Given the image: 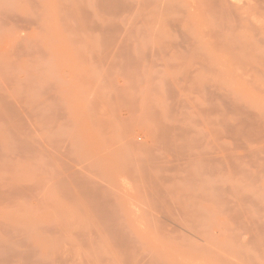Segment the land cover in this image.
Masks as SVG:
<instances>
[{
  "label": "rangeland",
  "instance_id": "rangeland-1",
  "mask_svg": "<svg viewBox=\"0 0 264 264\" xmlns=\"http://www.w3.org/2000/svg\"><path fill=\"white\" fill-rule=\"evenodd\" d=\"M111 1L116 0H105L103 1V5L106 3L105 5H108V8L110 6L111 8L109 9H112L113 3ZM126 1L128 3L125 1L122 2L121 0L122 4H120L124 7L122 9L120 8L125 11L124 13L120 11L116 4L113 5L117 7V12L121 13H119L121 16L119 17V15H117V17L115 15L117 12L114 14V11H112L113 9L109 11L107 10L108 8H105L106 6L104 8L110 12V14L104 9V11L100 13L97 12V10L99 11L103 8H101L102 0H100L101 3L97 0H0V15H2L0 16V20L2 19V23H4L3 25L0 22V38L2 40L0 45V52L2 53L0 67L2 68L5 66L2 68V71H4L5 68V73L7 74H2L4 72L0 71V73L4 75L0 78L4 77V79H6V76L8 77L5 80L6 83L3 82L4 79H1L5 85L8 84L12 78L13 80L11 81H15L12 83L10 82L13 84L12 86L11 84L5 86H9V89L11 88L10 90L5 88L8 93L6 91L3 92V86L2 93L12 98L9 99L10 97L7 98L4 96V99H7L6 101H17L15 103L19 106L14 103V107H19L18 110L20 109L19 111L22 112L21 116L23 115V118L20 117V121H24L21 124L18 119L17 121L14 119L15 117H13V119L10 117L9 119L16 121L20 126L17 127V123L14 125L13 123L15 122H10L11 120H8L9 122L6 121L7 126L4 124L2 125L4 128H7L8 124L10 125L12 123L10 127L14 125L17 129L12 128L17 131L13 133L12 129L9 131V134L5 133L3 136V131L0 129V131H2L0 135V137L2 136V138H0V190H7L6 193H2L1 195L5 194V198H9L8 200L11 202L7 204L6 201L8 200L4 199V196H0V227L3 228L5 225L8 226V224H10L8 229H0V242L4 243L5 239L10 242L8 244V242L5 241L4 247L0 246L2 250L4 248L8 252L7 254L6 251L3 250L4 253L2 252V254L0 249V254L2 256L4 255L2 260L0 259V263L4 264L6 262V264H8L7 262L10 261L9 264H27V262L28 264H33L30 262H36L38 258L37 261L48 259L50 262L48 263L46 261L48 264H85V261L84 263H80V261L83 254L85 257L88 254V257L92 256L90 258L91 260H89V262L91 261L90 264H112L113 262H115L113 264H120L122 260H119L121 261L119 262L118 259H121V257H125V259H123L124 264H140L142 258V263L144 264H173L172 258L169 260L171 257H168L169 255H172L173 258L176 256V260L175 258L173 259L176 264L177 262L178 264H182V261L183 264H264V215L262 214L264 213V96H262L264 94H262L263 92L261 93L263 90L258 89L263 82H261L262 84L259 86L258 84L260 83L257 82L260 80L259 77L264 73V68H260V65L264 66L262 62L264 59L262 58L263 60L261 61V59H259L260 56L255 54V52H262L261 56H264V30L262 29L264 26H261L262 23V25H264V21L262 23L259 22L262 17V19H264V16L259 17L261 14L264 15V5H262L263 8L261 12H259L261 9L259 7H261L260 5L262 4V2L260 4L258 3L259 0H255L257 1L255 3L259 6L253 4L254 1L252 2L250 0L246 1L248 5L242 0H231L239 4L243 3L246 7L244 5L241 6H244L246 9L251 5H249L250 2L254 7L251 5L250 7L252 8H248L247 10L243 7L242 13L244 15L242 14L241 16L245 18V20L242 18L243 21L241 23H239L241 18L240 15H238V18L237 15L233 17L235 13L233 15L232 11V17H230L231 15L229 16L230 23L228 24V21H225V16L218 18H224L225 22L223 20H221V22H214L220 14H217L215 18L218 6L213 7L212 4L214 3L211 2L212 0H208L209 2H207L210 3L213 9L211 6H207L209 4L206 3L205 0H199L207 4L204 6L202 2V5L204 7L207 6L210 12L211 9L212 12H214V16L212 17L209 16L212 12L210 14L208 13V22H205V18L202 20V17L198 15L199 13H195V10L199 12V8H201H198L200 3H197L198 5L195 3V1L198 2V0H191V3H189V0H184L185 3L184 1L180 2L181 0H162L161 2L157 0V2L159 1L158 3L163 5H168V2L171 3V1H173L171 5L175 2L178 3V5L176 4L178 10L175 8L176 5H173L175 11L173 9V13L171 12L172 10L170 11V17L172 14L174 15L176 11L178 13L180 10L179 14L176 13L177 16L175 15L174 18H183L184 15L183 19L178 20V23L176 22L177 24L174 23V27L170 25L172 29H168L167 32H169L167 34L161 29L162 27L164 28L165 25H162V27L159 26L160 28H158V26H153L155 28L153 29L150 25L151 22L149 24V20L153 19L152 16H154H151L149 12L154 14L161 4L156 8V0H154V2L152 0H149L150 2L146 0L145 2H148L150 5L152 2L155 4V6L153 4L155 8L151 10L150 7H152V5L148 6L143 0ZM139 1L142 3V6L147 5L141 7L143 10L138 8L141 5H137ZM51 2L56 6L59 4V7L61 4L63 9L60 8L63 11L59 12L58 9L56 11L55 9L58 8V6L52 8L53 4ZM130 2H134L135 5L133 6V3ZM81 3L84 5L86 4L89 9L87 10L93 13L92 16H94L91 17L94 19V24L98 25V28L93 24L90 25L92 22L90 20L88 24L85 23L83 26V17L82 21L80 19V25L76 24V22L79 21H76L74 16H77L76 8H78V5L80 7ZM97 3L100 9L96 8L98 7L96 6ZM126 3H130L136 8L133 9L130 4L129 6L125 5ZM183 4H185L183 6L184 9H181ZM179 5H181V8ZM49 6L51 8H49ZM72 6L76 7L75 9L73 7V10H76V15H73L71 13L72 11H69L72 9ZM125 6H128L127 9L129 13L126 11ZM83 7L85 8V6ZM130 7H132V9ZM86 8L82 10L87 11ZM253 8L258 9H255L257 13L255 10L253 11ZM190 9H192V11H190ZM94 10L95 13L92 12ZM138 10L142 11V13L144 11V13L142 14ZM248 10H250L249 12L251 14L247 12ZM53 11L58 13L56 14ZM66 11H68V15L66 14L67 16L64 14ZM88 11L86 13L83 12V15L78 13V16H84L88 14ZM111 11L114 14L112 15L116 18L113 19ZM135 11L138 18L137 25L135 24L137 20H133L134 17V19H136V15H133ZM187 11L190 14L188 13L187 15ZM105 12L107 16L111 15L112 17H107ZM181 12H184L188 17H186L184 13L180 14ZM254 12L256 16L259 15L258 12L260 15L257 17L254 15V17ZM101 13L104 15L100 16L99 14ZM246 13L249 14L248 16L251 15L252 17L250 18L247 15L246 17ZM54 14H56V16ZM63 14L65 17H63ZM122 14H125V17H123ZM12 15H15L16 18L12 17ZM141 15L143 16L141 17ZM148 15L150 17H148ZM143 17L144 19L145 17L146 19L147 17L150 18L146 21L148 26H151L154 31L156 27L157 30L161 29V31L157 32L161 33L156 34L157 30L152 32L151 28L148 26L146 28V19H142ZM196 17L198 19H196ZM5 18H7V20H5ZM11 18L16 20V25ZM187 18L191 19L188 20ZM213 18L216 20H213ZM232 18L233 21L234 18H236L235 21L237 22L234 21V23L232 21V23ZM247 18H250V21L252 18L259 19V21L258 19L257 21L261 26L259 27L261 28L259 31L261 30L260 32L262 34L256 30L257 28L254 27V29H252V31H256V33L258 32L260 34L259 37H257L258 33L256 36L255 32L247 34L244 31L248 30L247 32H250V27H253L251 24L252 22L250 23ZM86 19L91 18L87 17ZM3 20L5 22H3ZM132 20L135 23L133 22L131 26V22L129 21ZM139 20L142 25L139 24ZM143 20L144 23L142 22ZM200 20V23L204 26L198 23ZM257 21L255 20L254 22L256 23ZM191 22L195 24L192 26ZM110 23L114 24L111 25ZM215 23H219L217 24L218 26H214L216 25ZM225 23L228 24V26ZM74 24H76L78 28L79 26L86 28L88 25V29L86 28L88 31L83 27V29L80 28L81 30L77 31L78 28L76 29L77 26L75 25V27ZM104 24H107V27H109V31L107 29V31L105 30L108 33L114 32V28L116 30V28L119 27V31L117 30L119 33L115 31V34H112L115 38L117 36L118 38H123V40L129 33L131 34V32L128 33L129 26V31L132 30L134 25L136 26L134 27L135 30H132V34L126 37L129 40H124L126 46L121 40L124 45L123 48L120 43L121 41L118 44L119 46L115 44L120 40H118V38L116 39L117 41H113L115 45L113 43L110 45L111 43L108 41H112L113 37L109 34L110 37L107 38V35H105L106 32L101 31L103 30L101 25ZM115 24L120 25L115 27ZM178 24L181 26V28L179 27L180 29H183V26L186 27L187 24H189V28L193 27V29H195L196 25L197 28L195 29L196 31L194 30V33L192 29L190 30L193 33L190 34L196 36L193 37L192 35L186 34V32H188V27L185 32L181 30L185 33L184 36L183 33L180 34V32H178L179 30L176 32ZM231 24L240 27H238L237 30V28H234ZM110 25L111 27L114 26L112 30ZM244 25L245 27L247 25L248 29H246V27L243 30ZM92 26L93 28L95 26L97 30L95 28V31L93 28H91L92 31L89 30ZM141 26L143 29L140 28ZM199 26L201 29L202 27H204L203 29H208L210 26L209 29L213 31H200L201 29H199ZM206 26L208 27L206 28ZM70 27H75L74 29H76V31H73ZM217 27L224 28V30L226 28V31L220 30L225 38L221 36L220 32L214 31ZM231 28H234V33L230 32L229 29ZM162 32L167 35L162 34ZM200 32L204 37H200ZM169 33L170 37L172 38L174 36L177 41L173 42L174 37L171 39L174 45H176L180 39L182 43L188 42L187 45L189 48L186 49L187 45L182 44L180 41L179 43L182 45L180 46L179 44L177 47L174 46L171 41L167 42L169 44L171 43L173 47L167 44L166 41L165 43L164 39H169ZM206 33H209L210 36H207ZM154 34L157 35L158 38L160 37V39L164 38L162 40L164 42H162L163 45L160 44V39L157 40L159 43L155 42L157 36H154ZM179 34L180 36L182 35V38ZM212 34L213 36H211ZM151 35L155 37L152 41ZM185 35H188L186 38H189V36L190 38L186 39ZM252 35L257 39L254 40ZM163 36L167 37L165 38ZM205 36L208 37L209 40H207ZM240 36L243 38H246V36L251 38L248 39L253 43L252 45L248 43L247 46H250V49L251 46L254 47L255 50L251 53L254 57H258H255V64V60L250 54V51H253L254 48L250 50L248 47L246 48V46H243V43H241L243 45L239 44L240 46H238V44L236 45L238 46L237 48H239L238 50L241 49V46L244 48H242L243 51H245V49L250 50H246L245 53H248L247 58H245L248 62L238 58L249 64L247 67L249 66V70H251V75L249 74L252 76L251 78L244 75L248 70H246L247 67H245L246 69L243 68L245 64L242 70L240 66L242 64H240V60L237 58V56H240L238 50V53H235L237 54L235 59H238L239 62L233 58L235 54H232L231 50L232 48H236L233 44H236L237 41L231 43V50H229L230 47L227 46L230 41L227 42L226 49L221 47L228 40L227 37H229V39L235 38L233 40L238 39L242 42L243 39L240 38ZM261 36L263 39H261ZM192 37L193 39L197 38L196 41H193L191 39ZM211 37L213 38L211 39ZM147 38H149V40ZM146 40L149 43H147ZM191 40L195 45L198 40L204 41H201V43H198V46L195 47ZM216 40H219L220 43L213 42ZM222 40L225 43L222 42ZM239 41L237 43H239ZM256 41L259 42L257 43ZM260 41L261 43L263 41V45ZM204 42H210V44L212 42L211 45L215 44L213 47H216L218 50L214 48L215 51L209 43H206L209 45H206L207 50L205 52L204 49L206 48L205 46L203 47L205 44ZM221 43L223 44L221 45ZM216 44H220L221 46ZM152 46L156 48L152 50ZM168 46L171 47L168 48ZM193 48L198 51H195ZM210 48H212L210 52L214 51V53H207ZM148 49L149 51H147ZM191 49V52L194 54L190 52ZM162 50L165 51V56ZM241 53L244 54V52ZM207 54L208 56L210 55V58H208ZM145 56H149V58L146 59ZM230 56H232L231 59L233 58V61H236V63L229 60ZM242 56L243 55H241V57ZM244 57L242 58L244 59ZM226 59L233 62L234 67L230 65L232 69H241L238 71L240 72L239 74H237L238 72L235 70L232 71L231 68H228L230 62L227 60L228 64H226ZM257 59L262 63L257 64ZM250 60L253 63H249ZM250 64L251 66L256 65V67L253 66V69ZM255 68H257L259 72L262 71L259 77L252 71H257ZM242 71V76L246 78L241 77L240 74H242ZM229 72L234 73L230 75ZM248 73L249 72H247L246 75H248ZM9 75H11V77H9ZM12 75L14 76L12 77ZM232 75H234V77H232ZM14 77L16 78L14 79ZM261 79H264L263 76ZM3 83L2 85H4ZM252 85L258 89L259 92L253 88ZM167 86L171 89L169 87L167 89ZM263 86H261L262 89H264ZM209 91L212 92L210 93ZM212 97L215 100L214 103L212 102ZM230 99H233V101H230ZM223 100L225 102H223ZM13 102L11 103L13 104ZM227 105L229 108H227ZM227 109L234 110L235 113L231 110L227 112ZM247 112L250 114H247ZM238 115H241L242 118L241 116L239 117L241 119L236 117ZM249 121L251 124L255 122L254 125H251ZM258 121L261 124L258 123ZM246 122L247 124H245ZM259 129H263V132ZM233 132L234 134H232ZM258 136L260 137L259 139ZM24 138H26V140ZM161 138L163 140L168 139V144H163ZM15 139L19 141L22 139L21 142H24V144L22 145L21 142L15 141ZM255 141L257 143H255ZM13 143H17V145L20 144L22 147L20 145H14ZM194 143L197 145H194ZM15 146L17 147L15 148ZM29 146L32 150L27 149ZM202 152L205 153V155ZM231 154L232 156H229ZM224 155L228 157H224ZM210 161H212V163H210ZM235 161L236 163L234 164L233 162ZM243 161H245V164ZM228 162L232 164L229 163L231 167L227 164ZM163 166L165 168H162ZM231 168L234 171H231ZM260 170L263 173L260 172ZM249 176L250 178H248ZM29 179L32 180L29 181ZM242 180L243 182L241 183ZM32 181H36V185L31 184ZM11 182L15 185L17 184V187L19 185L20 187L22 186V188L23 184L27 185V182H29L31 186L33 185L36 189L30 188L32 191H26V186H24L25 188L23 190L26 191L25 193L27 195L29 194L27 192L34 191L35 195L30 193L27 198L23 197L26 196L25 193L23 194V190H21L23 192H19V190L17 193H9L10 191L8 192L9 187L7 185ZM30 184H28L29 187ZM37 185L39 186L38 189ZM44 187L47 191L42 194V192L46 190ZM43 196L47 197L45 198L48 202L45 201ZM260 196L262 197L261 199ZM35 197H38L37 199L39 200H34L36 199ZM34 201L39 203L35 204ZM45 203H47V206L43 205ZM37 205H40V207L38 208ZM252 206L255 207L253 208ZM45 207H47V209ZM232 207H235V210ZM241 208H244L243 211ZM257 213H259V215ZM246 215H248V218ZM251 216L252 218H250ZM141 224H145V226L143 227ZM147 224L149 225L147 226ZM151 224H158L157 226L163 229L162 235H159L161 231L159 229L158 235L155 236L157 234L154 231L156 228H153V230ZM146 226L148 228H146ZM149 226L152 232L154 231V236H152L153 234ZM144 228L148 230L143 232ZM188 228H191V230L189 231ZM53 229L56 230V233H53ZM96 229H100V231ZM119 229L121 231H119ZM59 230L64 233L61 232L60 234ZM108 231L111 233L113 232V235L111 233H106ZM104 232L106 234H104ZM67 233L70 234H68L69 237L66 236ZM77 233L79 235H73ZM118 233L122 236L118 235ZM148 233H151V237L148 236ZM146 235L148 237H146ZM207 235H209V237ZM79 236L81 238L80 240H78ZM82 237H84L83 241ZM152 237L156 239H151ZM20 239L23 240L22 244ZM143 239H146V241ZM151 240H153L154 243L153 241L148 243V241ZM17 241L20 242L18 243L22 247ZM203 241H208L207 247L205 246L206 242L204 243ZM12 242L14 244H12ZM25 242H27V245ZM75 242L76 245L72 246ZM23 244H25L24 246L26 247H23ZM8 245L11 247L13 246L12 248H15V250ZM163 246L166 248H163ZM194 247L197 248V250ZM162 248L165 251H162ZM169 248L170 250L172 249V253L169 252ZM7 249L10 251L14 250V254ZM188 249H192L193 255L188 253L190 252ZM108 250L111 251L109 252ZM20 251H22V254L17 253ZM27 251L32 252L29 254ZM72 251L75 252V255L72 254ZM183 251L186 253L184 254ZM113 252H115V254ZM162 252L167 256L165 257L163 254H160ZM25 253L29 254L28 257H26V259L28 258L27 261L22 258V255L27 256ZM109 253L112 255L114 254V257L108 255ZM153 253L158 255L153 256ZM6 254L8 255L7 259H9L3 261L7 256ZM16 254L19 256L17 257ZM44 254L46 255V259L44 258ZM33 255L36 256V259H34L35 257ZM187 255L188 258L191 255V260L186 258ZM29 256H33V259L32 257L29 258ZM160 256L166 259L164 258L163 260ZM72 257H77L75 258V262ZM21 258L24 261H22ZM53 258L57 260H53ZM137 261H139V263ZM123 262L121 264H123ZM42 263H44V261Z\"/></svg>",
  "mask_w": 264,
  "mask_h": 264
},
{
  "label": "bare ground",
  "instance_id": "bare-ground-1",
  "mask_svg": "<svg viewBox=\"0 0 264 264\" xmlns=\"http://www.w3.org/2000/svg\"><path fill=\"white\" fill-rule=\"evenodd\" d=\"M50 1H51V0H50ZM54 1H55V0H54ZM56 1H58V0H56ZM82 1H85V0H82ZM95 1H96V0H95ZM97 1L100 2V0H97ZM103 1H105V0H102V3L100 2V3H101V8L103 7L102 9H100V7H99V5H100L99 2H98L99 5H98V3L96 4V6H98V7H96V8H97V9H98V8L100 9L99 11L97 10L98 13H100L101 11H104V10H105V11H107V10L110 11V10L113 9L112 11H114V14H115V13L117 12V10H118V9H116L117 7H119V9H120V8H121V9L124 8V7H122V5H120V4H122V3H121V0H120V1L118 0L119 2H118L117 0H116V1H111V2L113 3V5L116 4V6H117V7H116V6L114 7V6L112 5V9H109V8H111V7L109 6V8H108V5H105L106 3L103 5V3H104ZM106 1H107V0H106ZM109 1H110V0H109ZM124 1L127 2L126 0H122V2H124ZM140 1H141V0H140ZM140 1H139V3H138L137 5L139 6V4H141L140 7H138V8H140V10H141V9L143 10V8H141V7H144V6H147V5L142 6V3H140ZM145 1H146V0H143V2H144L145 4H148V2H150L149 0H147L148 2H145ZM152 1L154 2V0H152ZM152 1H151V2H152ZM161 1H162V0H160V2H161ZM163 1H164V0H163ZM175 1H176V0H175ZM175 1H174V2H175ZM182 1H184V0H181L180 2H182ZM189 1H190L189 3H191V0H189ZM193 1H195V0H193ZM200 1H201V0H200ZM200 1H199V0H198V2L195 1L196 4H197V3H198V4L200 3V5L197 4V5H198V8L201 7V8H199V12H196L197 10H195V13H197V14L199 13L198 15H200V16L202 17V18H201L202 20L205 18V20H206L205 22H208V20H209V16H211V17L214 16V12H212V9H213V7H215V6H218V11H216L217 13H215V14H216V15H215V18H216V16H217V14H220V16L218 15V17L216 18L217 20H216L215 18H213V20H214V19L216 20V21H214V22H221V20L224 21V18H223V19H222V18L218 19V18H219V17H223V16H225V18L227 19V20L225 19V21H228V24H229V23H230V22H229V20H230L229 18L232 17V15H231V14H232V13H231L232 11H233V15H234V13H235V15H234L233 17H235V16L237 15V18H238V15H240V17H241L240 20H241V21L239 20V23H241L243 20H245V18H243L241 15L243 14V13H242L243 7H244V6L246 7V5H244L243 3H241V1H240L241 4H239V3L233 2V1H231V0H227V1H226V0H214V1L212 0L211 2L214 3V4H212L213 7L210 5V3H208V2H209L208 0H205V1H206V3H208L209 5H207L205 2L202 1V2L204 3V4H203V3L200 2ZM207 1H208V2H207ZM238 1H239V0H238ZM242 1H244V3H245V2L248 1V0H242ZM250 1H252V2L254 1L253 4H257V3H255V2H257L258 0H257V1H255V0H250ZM250 1H249V2H250ZM79 2H80V1H79ZM134 2H136V1H134ZM134 2H130V3H133V6H134V5H135ZM153 2H152V4H151L152 7H150L151 10H153V9L155 8V7H153V4H154ZM156 2H157V0H156ZM158 2H159V1H158ZM158 2H157V3H158ZM167 2H168V1H167ZM172 2H173V1H171V3L168 2V3H169L168 5H166V4L163 5V4H161V3H158V4L156 3V5H157L156 8H158L159 4H161V5L159 6V8L157 9L158 12L155 11L156 9L154 10L155 12H157V13H159V14L155 13L154 11H152V12H154V14L151 13V12H149V14H151V16L154 15V16H152L153 19L148 18V17H150L149 15H148L147 19H146V17H145L146 20L144 19V17H143L142 19L145 20V23H146V21H147L148 19H150V20H149V24H150V22H151L150 25H151L152 27H153V26H158V28H160V27H162V25H165V27H164V28L162 27L161 29H162L163 32H166V33L168 34L169 31L167 32V30H168V29H172L171 26L173 25V27H174V23L177 24V23L179 22L178 20L184 18V15H183V18H182V17L180 18L179 16H178L179 19H178V18H174L175 15L177 16V14H179V12L181 11L180 9H179L180 11H179L178 13H177V11H176V12L174 13V15L172 14L171 17H173V18L170 17L169 14H171V12L173 13V12L175 11V10L173 9V8H174L173 5H176V4L178 5V3H176V2L173 3V5H171ZM261 2H262V4L260 5L261 7H259V8H261V9L259 10V12H261V10H262V8H263L262 5H264V0H263V1H260V0H259L258 3L260 4ZM51 3H52V2H51ZM82 3H83V2H82ZM82 3H81V5H80V7H79V5L77 6L78 8H76L75 6H72V7H71L72 9L70 8L71 10H69V11H72L71 13H72L73 15H76V14H77V16H78V13H80V14L83 15V12L86 13L89 9H88V6H87L86 4L84 5V4H82ZM107 3H109V2H107ZM127 3H128V2H127ZM127 3H126L125 5H128V6H129L130 3H129V4H127ZM165 3H166V2H165ZM184 3H185V1H184ZM247 3H248V2H246L245 4H247ZM49 4H50V3H49ZM52 4H53V5H52V8H53L54 6H55L54 8H56V7L59 5V4H58V5L56 6L54 3H52ZM62 4H63V3H62ZM93 4H94V3H93ZM123 4H124V3H123ZM196 4H195V5H196ZM202 4H203L204 6H205V4H206L208 7L211 6V8H212V9H211V12H212V13L208 10L207 6L204 7ZM250 4L253 5L251 2L249 3V5H250ZM63 5H64V4H63ZM91 5H92V4H91ZM102 5H103V6H102ZM130 5L132 6V4H130ZM149 5H150V4H148V6H149ZM151 5H150V6H151ZM177 5L175 6V8L177 7ZM184 5H185V4L182 5V8H181V5H179V6H180L181 9H184V8H183ZM241 5H244V6L242 7ZM247 5H248V4H247ZM251 5H250V6H251ZM257 5H258V4H257ZM50 6H51V5H50ZM50 6H49V8H51ZM61 6H62V5L60 4V7H61ZM81 6H82V7H81ZM83 6H85V8L87 7L86 10H87V9H88V10H87V11H84L85 8H84ZM105 6H106V7H105ZM123 6H124V5H123ZM128 6H127V7L125 6V7H126V11L129 13V10L127 9ZM133 6H132V7H133ZM154 6H155V4H154ZM170 6H172V7H170ZM190 6H191V5H190ZM193 6H194V5H193ZM250 6H249V7L247 6V7H248L249 9H251L252 7H250ZM258 6H259V5H258ZM60 7L58 6V8H56L55 10L57 11V9H58L59 12H60V11H63V10H62L63 7H61L62 9H61ZM73 7H74V9H75V8L77 9V13H76V10H73ZM104 7H105V8H108V9L106 10ZM113 7L115 8L116 11L114 10ZM132 7H130V8L132 9ZM187 7H188V6H187ZM196 7H197V6H196ZM245 7H244V8H245ZM253 7H254V5H253ZM59 8H60V10H59ZM134 8H136V7H133V9H134ZM138 8H137V9H138ZM150 8H149V9H150ZM191 8H192V6H191ZM248 8H247V9H248ZM257 8H258V7H257ZM259 8H258V9H259ZM82 9H84V10H82ZM94 9H95V8H94ZM103 9H104V10H103ZM121 9H120V11H123V13H124L125 11H124V10H121ZM131 9H130V10H131ZM145 9H147V8H145ZM145 9H144V10H145ZM172 9H173L174 11H173ZM245 9H246V8H245ZM247 9H246V10H247ZM255 9H256V8H253V11H254ZM258 9H256V10H258ZM49 10H50V9H49ZM78 10H79V12H78ZM171 10H172V11H171ZM176 10H178V9L176 8ZM256 10H255V11H256ZM56 11H55V12L53 11V12L57 14L58 12H56ZM80 11H81V12H80ZM112 11H111V15L113 14ZM138 11H139V10H138ZM138 11H137V12H138ZM145 11H147V10H145ZM170 11H171V12H170ZM190 11H192V9H190ZM193 11H194V10H193ZM249 11H250V10H248L247 12L250 13ZM263 11H264V10H263ZM92 12L95 13V10L92 11ZM107 12H108V11H107ZM130 12H131V11H130ZM139 12L142 13V11H139ZM185 12H186V11H185ZM251 12H252V11H251ZM259 12H258V14L260 15ZM3 13H4V12H3ZM3 13H1V14H3ZM61 13H62V12H61ZM69 13H70V12H69ZM71 13H70V14H71ZM75 13H76V14H75ZM85 13H84V14H85ZM89 13H90V15H89ZM103 13H104V12H103ZM108 13L110 14V12H108ZM108 13H107V14H108ZM119 13H120V12H119ZM119 13L117 12V14H115V15L117 16V15H119ZM141 13H140V14H141ZM143 13H144V11H143ZM143 13H142V14H143ZM147 13H148V12H147ZM176 13H177V14H176ZM183 13H184V12H183ZM183 13L181 12L180 14H183ZM188 13H189V12L187 11V15H188ZM208 13H209V14L211 13V15H209ZM254 13H255V12H254ZM254 13H253V16H254V15L256 16L257 11H256L255 14H254ZM4 14H6V13H4ZM56 14H54V15L56 16ZM64 14H65V15H66V14L68 15V11H66ZM64 14H63V17H65ZM92 14H93V13H91V11H88V14H85L88 18H91V19H86L87 17H86L85 15H84V16H85L86 18H85L84 16H82V15H81V17L78 16V18H77V16H74L75 20H76V21H79V22H76V24H77V25H80V24H79V23H81V22H80V19H81V21H82V17H83V18L85 19V21H84V19H83V21H82V23L84 22V23L82 24L83 26H84L85 23L88 24V22H90V21H92V22L90 23V25H91V24L95 25L94 22H93L94 19L92 18L94 15L92 16ZM101 14H102V13H101ZM101 14H99V15H100V16H103V15H104V14H102V15H101ZM114 14H113V15H114ZM120 14H121V13H120ZM137 14H138V13H137ZM155 14H156V16H155ZM184 14H185V13H184ZM189 14H190V13H189ZM212 14H213V15H212ZM250 14H251V13H250ZM15 15H16V14H15ZM15 15H12V17H15V18H16ZM67 15H66V16H67ZM88 15H89V16H88ZM95 15H97V14H95ZM105 15H106V12H105ZM111 15H108V16L106 15V16H107V17H110ZM113 15H112V16H113ZM122 15H123V14H122ZM124 15H125V14H124ZM124 15H123V17H125ZM133 15H136V11H135V14L133 13ZM185 15H186V14H185ZM187 15H186V17H188ZM207 15H209V16H207ZM230 15H231V16H230ZM243 15H244V14H243ZM246 15L248 16L249 14L246 13L245 16H246ZM259 15H257V16H259ZM0 16H2V15H0ZM7 16H8V15H7ZM18 16H19V15H18ZM69 16H70V15H69ZM91 16H92V17H91ZM112 16H111V17H112ZM120 16H121V15H119V17H120ZM138 16H139V15H138ZM142 16H143V15H141V17H142ZM144 16H145V15H144ZM146 16H147V14H146ZM180 16H181V15H180ZM191 16H192V15H191ZM227 16H228V18H227ZM229 16H230V17H229ZM247 16H246V17H247ZM255 16H254V17H255ZM257 16H256V17H257ZM262 16H264V15L261 14V16H259V17H262ZM5 17H6V15H5ZM98 17H99V16H98ZM98 17H97V18H98ZM111 17H110V18H111ZM117 17H118V16H117ZM133 17H134V16H133ZM139 17H140V16H139ZM152 17H151V18H152ZM197 17H198V16H197ZM197 17H196V19H198ZM207 17H208V18H207ZM211 17H210V18H211ZM248 17L251 18L252 16L250 15V16H248ZM254 17H253V18H254ZM99 18H100V17H99ZM99 18H98V20H99ZM114 18H116V17L113 16V19H114ZM131 18H132V17H131ZM134 18H135V17H134ZM134 18H133V20H137V19H138V18H137V15H136V19H134ZM242 18H243V20H242ZM250 18H247V19H249V22H250V23L252 22L251 24H252L253 27H252V28L250 27L251 31H250V32H247L248 30H244V29L247 27V25H246V27H245V25H244L243 30H244L247 34H248V33L251 34L252 32H255V34H256V36H257V33H258V32L256 33V31H252V29H254V27H255V28H257L256 30L259 31V29H261V28H259V27L264 26V25H262V24H263L262 22L264 21V19H262V18H263V17H262V18H261L262 21H261V20L259 21V19L257 18L258 21L262 23V24L260 23V24H261V26H260L256 18H255V19L252 18L251 21H250ZM11 19H12V20L14 21V23H15L16 20H14L13 18H11ZM11 19H10V20H11ZM142 19H141V20H142ZM176 19H177V20H176ZM187 19L189 20V19H191V18H187ZM235 19H236V18H234V21H235ZM247 19H246V21H247ZM5 20H7V18H5ZM17 20H18V19H17ZM86 20H88V21H86ZM89 20H90V21H89ZM102 20H103V19H102ZM123 20H124V19H123ZM133 20H132V21H129V22L132 23V24L130 23L131 26L133 25V22H134ZM144 20L142 21L143 23H144ZM185 20H186V18H185ZM255 20L257 21L256 23H257L258 25L254 22ZM106 21H107V20H106ZM124 21H125V20H124ZM124 21H123V22H124ZM181 21H183V20H181ZM194 21H196V20H194ZM225 21H224V22H225ZM232 21H233V18L231 19V22H232ZM234 21H233V22H234ZM0 22H1V24L4 25V23H2V19L0 20ZM3 22H5V21L3 20ZM17 22H18V21H17ZM114 22H115V21H114ZM121 22H122V21H121ZM139 22H140V20H139ZM176 22H177V23H176ZM200 22H201V20L198 21V23H200ZM233 22H232V23H233ZM235 22H237V21H235ZM235 22H234V23H235ZM116 23H117V22H116ZM134 23H135V22H134ZM137 23H138V20H137V22H136L135 24L137 25ZM186 23H187V20H186ZM186 23H184V24H186ZM191 23H192V24H191L192 26H193V24H195V23H193V22H191ZM196 23H197V22H196ZM222 23H223V22H222ZM222 23H221V25L223 26ZM253 23H254V24H253ZM5 24H6V23H5ZM16 24H17V23H15V25H16ZM76 24H74V26H75ZM87 24H86V25H87ZM110 24L113 25L114 23H113V24L110 23ZM139 24L142 25L141 22H140ZM168 24H169V25H168ZM189 24H190V23H189ZM189 24H187L186 27L183 26V27H182L183 29H180V28H181V26H180V25H181V22H180V25H179V24H178L179 26L177 25L178 28L180 27L179 29L175 26V27L177 28L176 32L179 30L178 32H180V34H182L183 32H182L181 30H184V32L187 31L186 28L189 26ZM200 24H201V23H200ZM215 24H216V23H215ZM217 24H219V23H217ZM217 24L214 25V26H218ZM225 24H226V23H225ZM228 24H226V25L228 26ZM255 24H256V25H255ZM6 25H7V24H6ZM77 25H76V26H77ZM111 25H110V28H111V30H112V29L114 28V26L117 27V26H119L120 24H119V25H116V24H115V25L112 26V27H111ZM136 25H134V27H135ZM167 25H168L169 27H168ZM170 25H171V26H170ZM197 25H199V24H197ZM201 25H203V24H201ZM201 25H200V26H201ZM210 25H211V24H210ZM231 25H232V24H231ZM237 25H240V24H237ZM76 26H75V27H76ZM83 26H82V27H83ZM95 26L98 28V25H97V24H96ZM95 26H94V28H95ZM99 26H100V24H99ZM101 26H102V28H103V30H101L102 32H103V31L106 32V31L109 29V27H107V24H104V25H101ZM147 26H148V24L146 23V28H147ZM151 26H148V27L151 28ZM159 26H160V27H159ZM192 26H191V27H192ZM200 26H199V27H200ZM203 26H204V25H203ZM232 26H233L234 28H237V30H238V27H240V26H238V27H237V26H234V24H233ZM232 26H230V27H232ZM242 26H243V24H242ZM75 27H74V28H75ZM82 27L79 26V28H78V26H77V27H76V29L78 28L77 31H80V30H81L80 28H82ZM126 27H127V26H126ZM134 27L132 28V30H135ZM184 27H185V28H184ZM189 27H190V26H189ZM189 27H188V32H186V34H188V35H192V34L194 33V30H195L197 27H196V25H195V29H193V27H192V28H189ZM207 27H208V26H206V28H207ZM209 27H210V26H209ZM209 27H208V29H209ZM70 28H71V27H70ZM74 28H71V29H73V31H76V29H74ZM83 28H85V27H83ZM83 28H82V29H83ZM86 28L88 29V25H87ZM86 28H85V30H87ZM91 28H93V26L89 28V30L92 31ZM94 28H93V29H94ZM97 28H95V29L97 30ZM100 28H101V27H100ZM117 28H118V29H117ZM117 28H116V30H115V28H114V32L117 31V30L119 31V27H117ZM129 28H130V26H129ZM129 28H128V33L131 32V34H132V30L129 31ZM140 28L143 29L142 26H141ZM203 28H204V27H202V29H203ZM234 28H233V29H232V28L229 29L231 33H234V32H235ZM241 28H242V27H241ZM6 29H7V28H6ZM58 29H59V28H58ZM60 29H61V28H60ZM95 29H94V31H95ZM106 29H107V30H106ZM153 29H155V28L153 27ZM161 29H160V30H157V27H156V30H157V31L155 30V31H156V34H160L161 32H160V33H157V32H158V31H161ZM163 29H164V30L166 29V30L164 31ZM191 29L193 30V33L190 31ZM199 29H201V27H200ZM199 29H198V30H199ZM202 29H201L200 31H209V32L213 31L212 29H211V30H210V29H209V30H208V29H203V30H202ZM221 29L224 30V28H218V27H217V29H215L214 31H218V32H220L221 36H223V35H222L223 33H221V31H220ZM246 29H248V27H247ZM262 29L264 30L263 27H262ZM105 30H106V31H105ZM120 30H121V28H120ZM122 30H123V29H122ZM126 30H127V29H126ZM138 30H139V29H138ZM147 30H149V29H147ZM147 30H146V31H147ZM151 30H152V28H151ZM233 30H234V32H233ZM57 31H58V30H57ZM60 31H63V30H60ZM64 31H65V29H64ZM70 31H71V30H70ZM87 31H88V30H87ZM108 31H109V30H108ZM118 31H117V32H118ZM140 31H144V30H140ZM155 31L152 30V32H155ZM172 31H174V30H172ZM189 31H190V32H189ZM195 31H196V30H195ZM224 31H226V28H225ZM260 31H261V30H260ZM260 31H259V33H261ZM114 32L112 31V32H109V33H108V32L105 33V35H107V36H106L107 38L110 37V35H111V37H113V38L115 39V40H114V39L112 38V41H111L110 39H108V40H110V41H108L109 43H111L110 45H112V43L114 44L113 41H117L116 39L118 38L117 36H116V38L114 37V35L112 34V33H114ZM122 32H123V31H122ZM150 32H151V31H150ZM152 32H151V33H152ZM163 32H162V34L167 35L166 33H163ZM241 32H242V29H241ZM263 32H264V31H263ZM118 33H119V32H118ZM128 33H127V34H128ZM190 33H192V34H190ZM259 33H258V36H257V37H259V35H260ZM101 34H102V33H101ZM103 34H104V33H103ZM109 34H110V35H109ZM114 34H115V33H114ZM125 34H126V33H125ZM125 34H123V35H125ZM129 34H130V33H129ZM129 34H128L127 36H130V35H131V34H130V35H129ZM180 34H179V36H180ZM184 34H185V33H183V36H184ZM206 34H207V33H206ZM206 34H204V35H206ZM226 34H227V33H226ZM240 34H241V33H240ZM244 34H245V33H244ZM255 34H254V36H255ZM261 34H262V33H261ZM263 34H264V33H263ZM149 35H150V34H149ZM152 35H153V33H152ZM152 35H151V41L153 40V38H155L154 36H157V35L154 34V36L152 37ZM171 35H172V33H171ZM188 35H185V38H186ZM194 35H195V34H194ZM198 35H199V34H198ZM224 35H225V33H224ZM127 36H126V37H127ZM159 36H160V35H159ZM161 36H162V35H161ZM168 36H169V39L167 38L168 40H167V39L165 40L164 38L160 39V37L158 38V36H157V38L155 39V40H156L155 42H156V43H159V41H157V40H159V39L161 40V41H160V44H162V45H163V43H164L165 41H166V42H167V41L170 42L171 39H173L174 36L171 38V37H170V33H169ZM181 36H182V35H181ZM181 36H180V37H181ZM192 36H193V35H192ZM195 36H196V35H195ZM195 36H193V37H195ZM207 36H210L209 33L207 34ZM211 36H213V34H212ZM231 36H232V35H231ZM252 36H253V35H252ZM254 36H253V37H254ZM126 37H124V38H125L124 40L128 39V38H126ZM146 37H147V36H146ZM163 37H165V36H163ZM166 37H167V36H166ZM166 37H165V38H166ZM193 37H192L191 39H192L193 41H196L197 38H196V39H193ZM200 37H201V38L204 37L203 35H201V32H200ZM205 37H206V36H205ZM216 37H217V36H216ZM232 37H233V36H232ZM62 38H63V36H62ZM181 38H182V37H181ZM183 38H184V37H183ZM189 38H190V36H189ZM189 38H186V39H189ZM206 38H207V40H209L208 37H206ZM212 38H213V37H211V39H212ZM214 38H215V37H214ZM223 38H225V36H223ZM227 38H228L227 41H226L225 39H223V40L226 41V43L222 40V42L225 43V44L221 43V45L223 44V46H221L220 44H216V45H220L221 47H224V49H226V45L228 44L227 42L230 41L229 44L227 45V46L230 47L231 43H234V42H236V41H237V42L239 41L238 39H237V40H233V39H235V38H232V39H231V38L229 39V37H227ZM240 38H242L243 41H242V42L239 41V43L236 42V44L234 43L233 46H236L237 44H238V46L244 44L243 46H246V48L248 47V49H250V46H247V45H248V43H250V44L252 45L253 42L250 41L251 38L248 37V36H246V38H245V37L243 38V37L240 36ZM248 38H250V39H248ZM263 38H264V35H263ZM263 38H262V36H261V39H263ZM119 39H120V40H119ZM145 39H146V38H145ZM147 39L149 40V38H147ZM163 39H164V42L162 41ZM253 39L256 40L257 38L255 39V37H254ZM259 39H260V38H259ZM261 39H260V40H261ZM104 40H105V39H104ZM118 40H119L118 43H117V42L115 43V44H117V45L119 44V42H120L121 40L123 41V44L126 43V42L123 40V38H121V37L118 38ZM128 40H129V39H128ZM173 40H174V41H173ZM173 40H172L173 42L176 41L175 37H174ZM192 40H191V41H192ZM231 40H232L233 42H232ZM122 41L120 42L121 44H122ZM133 41H134V40H133ZM151 41H150V42H151ZM172 41H171V43L173 44ZM179 41H180V39H179ZM179 41H178V43H177L176 45H174V44H173V45L176 46V47H177V45L179 46V44H180ZM185 41H186V40H185ZM187 41H188V40H187ZM193 41H192V44H194ZM198 41H199V42H198ZM198 41H197V43L195 42V43H196V45L194 44L195 47L198 46V43H201V41H204V40H201V41L198 40ZM210 41H212V40H210ZM248 41H249V42H248ZM102 42H104V41H102ZM106 42H107V41H106ZM106 42H105V44H106ZM108 42H107V43H108ZM146 42H147V40H146ZM153 42H154V41H153ZM162 42H163V43H162ZM166 42H165V43H166ZM176 42H177V41H176ZM180 42H181V41H180ZM213 42H214V43H215V42L218 43L219 40H216V41H213ZM220 42H221V39H220ZM220 42H219V43H220ZM256 42H257V41H256ZM258 42H259V41H258ZM258 42H257V43H258ZM1 43H2V40H1V38H0V45H1ZM129 43H130V42H129ZM147 43H149V42H147ZM171 43L169 44V43L167 42V44H169V45H171ZM181 43H182V42H181ZM187 43H188V42H187ZM187 43H182V44H186V45H187ZM189 43H190V41H189ZM204 43H205V42H204ZM206 43H209V44H210V42H206ZM206 43L203 45V47L205 46V48H206V45H209V44H206ZM241 43H243V44H241ZM260 43H261V41H260ZM262 43H263V41H262ZM262 43H261V44H262ZM105 44H104V45H105ZM115 44H114V45H115ZM123 44H122L121 46H123V48H124V45H125V44H124V45H123ZM131 44H132V43H131ZM145 44H146V43H145ZM153 44H154V43H153ZM160 44H159V45H160ZM182 44H180V46H181ZM192 44H189V45H192ZM211 44H212V42H211ZM211 44H210V46H211L213 49H214V48L216 49V47H213L215 44H213V45H211ZM239 44H240V45H239ZM245 44H246V45H245ZM263 44H264V43H263ZM263 44H262V45H263ZM129 45H130V44H129ZM129 45H128V46H129ZM154 45H155V44H154ZM159 45H158V46H159ZM165 45H166V44H165ZM199 45H200V44H199ZM224 45H225V46H224ZM106 46H107V45H106ZM118 46H119V45H118ZM118 46H117V47H118ZM125 46H126V45H125ZM171 46H172V45H171ZM171 46H168V48L171 47ZM201 46H202V44H201ZM238 46H236V48H237ZM259 46H260V44H259ZM19 47H20V46H19ZM19 47H18V48H19ZM129 47H130V46H129ZM172 47H173V46H172ZM176 47H175V48H176ZM183 47H184V46H183ZM191 47H192V46H191ZM193 47H194V46H193ZM195 47H194V48H195ZM203 47H202V48H203ZM261 47H262V46H261ZM115 48H116V46H115ZM127 48H128V47H127ZM152 48H153L152 50H154V48H156V47L152 46ZM166 48H167V46H166ZM188 48H189V46L187 45V48H186V49H188ZM194 48H193V49H194ZM198 48H199V47H198ZM198 48H197V49H198ZM202 48H201V49H202ZM212 48H210V49L207 51V53L210 52V50H211ZM236 48H232V50H231V47H230V49H229V48H227V49L231 50L232 54H233V53H234V54H235V53H238V51H239L240 56H237V54H235V55H233V56H234V57H233L234 59L236 58L235 56H237V58L239 57V58H241L242 60H244V61L246 60V61L248 62V60L245 59V58H247V54H248V53H247V54H245V53H246V50H248V49H245V51H243V50H242V48H243L242 46L240 47V48H241L240 50H238L239 48H237V49H236ZM253 48H254V47L251 46V49H253ZM116 49H117V48H116ZM173 49H174V48H173ZM181 49H184V48H181ZM195 49H196V48H195ZM195 49H194V50H195ZM199 49H200V48H199ZM215 49H214V50H215ZM243 49H244V48H243ZM251 49H250V50H251ZM159 50H160V49H159ZM159 50H157V51H159ZM165 50H166V49H165ZM174 50H175V49H174ZM176 50H177V49H176ZM194 50H193V51H194ZM204 50H205V52H206L207 48L204 49ZM216 50H218V49H216ZM216 50H215V51H216ZM234 50H235V51H234ZM237 50H238V51H237ZM250 50H248V51H250ZM254 50H255V48L253 49V51H250V54H251V55H252V53L254 52ZM0 51H1V47H0ZM147 51H149V49H148ZM162 51H163V50H162ZM188 51H189V50H188ZM191 51H192V49L190 50V52H191ZM195 51H198V50H195ZM200 51H201V50H200ZM212 51H213V50H212ZM233 51H234V52H233ZM248 51H247V52H248ZM160 52H161V50H160ZM164 52H165V51H163V53H164ZM174 52H175V51H174ZM177 52H178V51H177ZM217 52H218V51H217ZM241 52H244L245 57H244V54L241 53ZM251 52H252V53H251ZM153 53H154V51H153ZM172 53H173V52H172ZM191 53H192V52H191ZM210 53H214V51H213V52H210ZM215 53H216V52H215ZM258 53H259V54H258ZM258 53L255 52V54H257V56H260L259 59H261V61H262V60L264 59V56H261V55H262V52H258ZM260 53H261V54H260ZM1 54H2V53L0 52V62H1V57H2ZM123 54H124V53H123ZM126 54H127V53H126ZM192 54H194V53H192ZM224 54H227V53H224ZM228 54H229V53H228ZM255 54H254V55H255ZM166 55H167V54H166ZM202 55H203V54H202ZM222 55H223V53H222ZM229 55H230V54H229ZM241 55H243L242 57H244V59L241 57ZM127 56H128V54H127ZM127 56H126V57H127ZM152 56H153V54H152ZM155 56H156V55H155ZM164 56H165V53H164ZM207 56H208V54H207ZM209 56H210V55H209ZM209 56H208V58H210ZM219 56H220V55H219ZM225 56H227V55H225ZM248 56H249V55H248ZM257 56H255V57H257ZM143 57H144V56H143ZM145 57H146V56H145ZM156 57H157V56H156ZM227 57H228V56H227ZM227 57H226V58H227ZM231 57H232V56L229 57V58H230L229 60H232V61H233V58L231 59ZM252 57L254 58V60L256 59L253 55H252ZM148 58H149V56L146 57V59H148ZM157 58H158V57H157ZM159 58H160V57H159ZM162 58H163V57H162ZM170 58H171V57H170ZM170 58H169V59H170ZM223 58H224V57H223ZM239 58H238V59H239ZM253 58H252V59H253ZM257 58H258V57H257ZM262 58H263V59H262ZM166 59H168V58H166ZM171 59H172V58H171ZM217 59H218V58H217ZM221 59H222V57H221ZM224 59H225V58H224ZM238 59H235V60H238ZM227 60H228V59L225 60V63H226V64H228V61H229V60H228V61H227ZM239 60H240V59H239ZM239 60H238L237 62H239ZM257 60H258V59H257ZM165 61H166V60H165ZM226 61H227V62H226ZM244 61H241V60H240V64H242V65H240L241 68L243 67L244 64H245L246 66L244 65L243 68H245V67H247V65H249L248 63H245L246 61H245V62H244ZM229 62H230V64L228 65L229 67L227 66L228 68H231L230 65H231V66L234 65L233 62L236 63V61H233V62L229 61ZM243 62H244V63H243ZM250 62L253 63L251 60L249 61V63H250ZM254 62H255V64H256V60H255ZM258 62H259V60L257 61V64H261L262 62L264 63V61H262L261 63H260V62L258 63ZM225 63H224V66H225ZM231 63H232V64H231ZM0 64H1V63H0ZM237 64H238V63H237ZM235 65H236V64H235ZM10 66H12V65H10ZM224 66H223V67H224ZM238 66H239V64H238ZM250 66H251V64H250ZM253 66H254V65H252L251 67L254 69V67H256V65H255L254 67H253ZM258 66H259V65H258ZM3 67H5V66H3ZM3 67H2V68H3ZM233 67H234V66H233ZM235 67H236V66H235ZM251 67H250V68H251ZM261 67L264 68V66L260 65V68H261ZM0 68H1V67H0ZM2 68L0 69V71L3 70ZM228 68H227V69H228ZM239 68H240V67H239ZM243 68H242V70H243ZM245 69H246V68H245ZM231 70H232V71L235 70L236 72H238V71H240L241 69H238V70H237V69H235V68H234V69L231 68ZM246 70H248L247 72H249V73H248V75H246L247 72H245L244 75L247 76V77L249 76V77L251 78L252 76H250V75H251V74H250V73H251V72H250L251 70H249V66L247 67ZM255 70H257V68H255ZM263 70H264V69H263ZM252 71H253V73L255 72V74H257L256 76H258V77H259L260 73L262 72V71L259 72L258 70H257V71L252 70ZM2 72H4V73H2V74H6V73H5V72H6L5 68H4V71H2ZM227 72H228V71H227ZM229 73H230V72H229ZM231 73L233 74L234 72H231ZM231 73H230V75H231ZM239 73H240V72H238L237 74H239ZM2 74L0 73V77H1V76H4V75H2ZM8 74H9V72H8ZM12 74H14V73H12ZM235 74H236V73H235ZM237 74L235 75L236 77H237ZM249 74H250V75H249ZM6 75H7V74H6ZM240 75H241V77H243V76H242V75H243V71H242V74H240ZM13 76H14V75H12V77H13ZM245 76H244V77H245ZM262 76H263V78H264V73L261 75V77H259V79H260L259 81H260V82L257 81L258 83H260V84L257 83L258 86L262 84L261 82H263V84H262L261 86L264 85V81H261V80H264V79H261ZM9 77H11V75H9ZM220 77H221V76H220ZM232 77H234V75H232ZM238 77L240 78L239 75H238ZM244 77H243V78H244ZM7 78H8V77L6 76V79H7ZM15 78H16V77H14V79H15ZM227 78H229V77H227ZM239 78H238V79H239ZM243 78H242V79H243ZM245 78H246V77H245ZM250 78H249V79H250ZM1 79L3 80L4 77H3V78H0V129L3 131V133H2V131H0V135H1V133H2V135H3V134L5 135V133H8V134H9V131H11L13 128L17 129V127L20 126L19 123L22 124V122H24V121H23V120H22V122L20 121V119H21L20 117L23 118V115L21 116V113H22V112L19 111L20 109L18 110L19 107H17V106H19V105H17V104L15 103V102H17V101H15V100H12V101L10 100V102H9V101H6L7 99L5 100V99H4V96H5V97H7V96H6V95H3V94H5V93H2V88H3V86H4V90H3V92H5V91H6L5 88H7V90L9 89V88H8L9 86H8V87H5V86L8 85V84L10 85L12 82H15V81H11V80H13V78H12V79L10 80L11 83L9 82L8 84L5 85V83H6L5 80H6V79L3 80V82H5V83H3ZM9 79H10V78H9ZM247 80H248V78H247ZM250 80H251V79H250ZM252 80H253V78H252ZM253 81H254V80H253ZM1 82H2L4 85H2ZM241 82H242V81H241ZM246 82H247V81H246ZM247 83H248V82H247ZM245 84H246V83H245ZM12 85H13V84H11V86H12ZM254 85H255V84H254ZM212 86H213V85H212ZM230 86H231V84H230ZM252 86H253V85H252ZM261 86H259L258 89H259V90H263V91H261V93L263 92L262 94H264V89H262ZM168 87H169V86H167L166 88L168 89ZM169 88H170V87H169ZM209 88H210V87H209ZM214 88H215V87H214ZM248 88H249V87H248ZM251 88H252V87H251ZM253 88H255V87L253 86ZM263 88H264V86H263ZM10 89H11V88H10ZM10 89H9V90H10ZM170 89H171V88H170ZM216 89H218V88H216ZM255 89H256V88H255ZM258 89H256V90L258 91ZM212 90H213V89H212ZM172 91H173V90H172ZM207 91H208V90H207ZM215 91H216V90H215ZM228 91H229V90H228ZM6 92H7V91H6ZM173 92H174V91H173ZM209 92H210V91H209ZM209 92H208V93H209ZM211 92H212V91H211ZM211 92H210V93H211ZM217 92H218V91H217ZM258 92H259V91H258ZM7 93H8V92H7ZM7 93H6V94H7ZM13 93H14V92H13ZM166 93H167V91H166ZM213 93H214V92H213ZM220 93H221V92H220ZM227 93H228V92H227ZM229 93H230V92H229ZM214 94H215V93H214ZM214 94H213V95H214ZM221 94H222V93H221ZM169 95H170V94H169ZM211 95H212V94H211ZM13 96H14V95H13ZM208 96H209V95H208ZM220 96H221V95H220ZM262 96H264V95H262ZM9 97H10V96H9ZM9 97H7V98H9ZM228 97H229V96H228ZM17 98H18V97H17ZM212 98H213V97H212ZM216 98H217V97H216ZM226 98H227V97H226ZM262 98H263V97H262ZM262 98H260V99H262ZM9 99H12V98L10 97ZM9 99H8V100H9ZM209 99H210V98H209ZM219 99H220V98H219ZM227 99H228V98H227ZM231 100L233 101V99H230V101H231ZM13 101H14V102H13ZM214 101H215V100H214V98H213L212 102L214 103ZM228 101H229V100H228ZM228 101H227V102H228ZM11 102H13V104H12ZM212 102H211V103H212ZM223 102H225V101L223 100ZM234 102H236V101H234ZM234 102H233V103H234ZM262 102H263V101H262ZM14 103L17 105L16 107H14V106H15ZM184 104H185V103H184ZM226 104H227V103H226ZM235 104H236V103H235ZM213 105H214V104H213ZM213 105H212V106H213ZM229 105H230V103H229ZM232 105H234V104H232ZM225 106H226V105H225ZM227 106H228V105H227ZM234 106H236V105H234ZM237 106H238V105H237ZM230 107H231V106H230ZM238 107H239V106H238ZM261 107H262V106H261ZM16 108H17V109H16ZM26 108H27V107H26ZM227 108H229V106H228ZM23 109H24V108H23ZM234 109H235V108H234ZM239 109H240V108H239ZM25 110H26V109H25ZM221 110H222V109H221ZM230 110H231V109H229V110L227 109V112L230 111ZM263 110H264V108H263ZM18 111H19L20 113H19ZM32 111H33V110H32ZM32 111H31V112H32ZM231 111H234V110H231ZM241 112H243V111H241ZM229 113H231V112H229ZM234 113H235V111H234ZM24 114H25V113H24ZM237 114H238V113H237ZM243 114H244V113H243ZM243 114H242V115H243ZM247 114H250V113L247 112ZM262 114H263V113H262ZM223 115H224V114H223ZM234 115H235V114H234ZM226 116H227V115H226ZM240 116H241V115H240ZM240 116L238 115V116H236V117L239 118ZM244 116H245V115H244ZM247 116H248V115H247ZM250 116H251V115H250ZM256 116H257V115H256ZM260 116H261V115H260ZM260 116H259V117H260ZM10 117H12L11 119H13V117H15L14 119H16V121H17V119H18L20 122L18 121L19 123H17V122L14 121V120L12 121L11 119H9ZM248 117H249V116H248ZM241 118H242V116H241ZM241 118H239V119H241ZM245 118H246V117H245ZM245 118H243V119H245ZM263 118H264V117H263ZM246 119H247V118H246ZM8 120H11L10 122H15V123H13L14 125L17 123V124H18V125H16L17 127H14V125L12 126L13 128L10 127V125H12V123H11L10 125L8 124V127H7V128H6V127L4 128V126H3L2 124H4V125L7 126L6 123L9 122ZM248 120H249V119H248ZM257 120H258V119H257ZM263 120H264V119H263ZM6 121H7V122H6ZM221 121H222V120H221ZM233 121H234V120H233ZM237 121H239V120H237ZM245 121H246V120H245ZM223 122H224V121H223ZM223 122H222V123H223ZM247 122H248V121H247ZM247 122H246L245 124H247ZM249 122H250V121H249ZM252 122H253V120H252ZM263 122H264V121H263ZM228 123H229V122H228ZM235 123H236V122H235ZM254 123H255V122H254ZM254 123L251 124V122H250L251 125H254ZM258 123H260V122L258 121ZM260 124H261V123H260ZM260 124H259V125H260ZM221 125H222V124H221ZM226 125H227V123H226ZM230 125H231V124H230ZM241 125H242V124H241ZM1 126H3V127H1ZM235 126H236V125H235ZM239 126H240V125H239ZM248 126H249V125H248ZM223 127H224V125H223ZM260 127H261V126H260ZM236 128H238V127H236ZM236 128H235V129H236ZM248 128H249V127H248ZM252 128H253V127H252ZM258 128H259V127H258ZM15 129L12 130L13 133H14V131H17V130H15ZM224 129H225V128H224ZM231 129H232V128H231ZM240 129H241V128H240ZM244 129H245V128H244ZM250 130H251V129H250ZM259 130H260V129H259ZM228 131H229V130H228ZM228 131H227V132H228ZM260 131L263 132V129L260 130ZM249 132H250V131H249ZM253 132H254V131H253ZM256 132H257V131H256ZM256 132H255V133H256ZM230 133H231V132H230ZM236 133H237V132H236ZM239 133H240V132H239ZM242 133H243V132H242ZM8 134H7V135H8ZM10 134H11V133H10ZM232 134H234V132H233ZM237 134H238V133H237ZM250 134H251V132H250ZM253 134H254V133H253ZM253 134H252V135H253ZM4 135H3V136H4ZM7 135H6V136H7ZM260 135H261V134H260ZM250 136H251V135H250ZM187 137H188V136H187ZM261 137H262V136H261ZM0 138H2V136H1ZM5 138H6V137H5ZM240 138H241V136H240ZM252 138H253V137H252ZM259 138H260V137L258 136V139H259ZM24 139L26 140V138H24ZM161 139H162V138H161ZM258 139H257V140H258ZM16 140L19 141L18 139H15V141H16ZM25 140H24V141H25ZM162 140H163V139H162ZM162 140H161V142H162ZM239 140H240V139H239ZM21 141H22V139H21L19 142H21ZM233 141H234V140H233ZM240 141H241V140H240ZM253 141H254V140H253ZM263 141H264V140H263ZM19 142H17V143H19ZM27 142H28V140H27ZM27 142H25V143H27ZM168 142H169L168 139H165V140H163L162 143H163V144H168ZM195 142H196V141H195ZM208 142H209V141H208ZM246 142H247V141H246ZM249 142H250V141H249ZM260 142H261V141H260ZM17 143H15V144L17 145ZM21 143H22V145L24 144V142H21ZM255 143H257V142L255 141ZM263 143H264V142H263ZM13 144H14V143H13ZM15 144H14V145H15ZM19 145H20V144H19ZM19 145H17V146H19ZM26 145H27V144H26ZM31 145H33V144H31ZM190 145H191V144H190ZM194 145H197V144L194 143ZM234 145H235V144H234ZM17 146H15V148H16ZM20 146H21V145H20ZM235 146H236V145H235ZM241 146H244V145H241ZM21 147H22V146H21ZM31 147H32V146H31ZM184 147H185V146H184ZM239 147H240V146H239ZM262 147H263V146H262ZM23 148H24V147H23ZM241 148H242V147H241ZM260 148H261V147H260ZM27 149H31L30 146H29ZM183 149H184V148H183ZM31 150H32V149H31ZM184 150H185V149H184ZM217 150H218V149H217ZM206 151H207V150H206ZM244 151H245V150H244ZM251 151H252V150H251ZM218 152H219V151H218ZM247 152H248V151H247ZM202 153H203V152H202ZM228 153H229V152H228ZM249 153H250V152H249ZM203 154L205 155V153H203ZM229 154H230V153H229ZM229 156H232V154L229 155ZM238 156H239V155H238ZM247 156H248V155H247ZM224 157H228V156H225V155H224ZM240 157H241V156H240ZM242 157H243V155H242ZM234 158H236V157H234ZM210 159H211V158H210ZM217 159H218V158H217ZM208 160H209V159H208ZM235 160H236V159H235ZM257 160H258V159H257ZM212 161H213V160H212ZM212 161H210V163H212ZM226 161H227V159H226ZM229 161H230V160H229ZM233 161H234V160H233ZM236 161H237V160H236ZM236 161L233 162V163L235 164ZM239 161H240V159H239ZM241 161H242V160H241ZM237 162H238V161H237ZM243 162H244V164H245V161H243ZM251 162H252V161H251ZM261 162H262V161H261ZM229 163H230V162H228L227 164H229ZM239 163H240V162H239ZM230 164H231V163H230ZM230 164H229V166H230ZM242 164H243V163H242ZM253 164H254V163H253ZM262 164H263V163H262ZM231 165H232V164H231ZM236 165H237V164H236ZM238 166H239V165H238ZM263 166H264V164H263ZM230 167H231V166H230ZM232 167H233V166H232ZM255 167H256V166H255ZM259 167H260V166H259ZM162 168H165V167L163 166ZM166 168H167V167H166ZM211 168H212V167H211ZM233 168H234V167H233ZM237 168H239V167H237ZM261 168H262V167H261ZM212 169H213V168H212ZM220 169H221V168H220ZM222 169H223V168H222ZM229 169H230V168H229ZM234 169H235V168H234ZM241 169H242V168H241ZM243 169H244V166H243ZM263 169H264V168H263ZM203 171H204V170H203ZM231 171H234V170H232V168H231ZM223 172H224V171H223ZM241 172H242V171H241ZM260 172H262V171L260 170ZM235 173H236V172H235ZM247 173H248V172H247ZM262 173H263V172H262ZM224 174H225V173H224ZM240 174H241V173H240ZM249 174H250V173H249ZM201 175H202V174H201ZM237 175H238V173H237ZM237 175H236V176H237ZM241 175H242V174H241ZM244 175H245V174H244ZM255 175H256V174H255ZM263 175H264V174H263ZM233 176H234V175H233ZM238 176H239V175H238ZM223 177H224V176H223ZM231 178H232V177H231ZM235 178H236V177H235ZM248 178H250V176H249ZM255 178H256V177H255ZM252 179H253V178H252ZM256 179H257V178H256ZM30 180H32V179H29V181H30ZM231 180H232V179H231ZM246 180H247V179H246ZM37 181H38V180H37ZM238 181H239V180H238ZM248 181H249V180H248ZM250 181H251V179H250ZM254 181H256V180H254ZM32 182H33V181H32ZM32 182H31V184H35V183H37L36 181L33 182V183H32ZM220 182H221V181H220ZM242 182H243V180L241 181V183H242ZM252 182H253V180H252ZM27 183L30 184L29 182H27ZM10 184H12V185H10ZM10 184H9V185L6 184V185L9 187V188H8V192L10 191L9 193H11V192H13V193L16 192V193H17V192L20 190L19 192H23V191H24V192H23V194H24L26 191H29L30 188H31V189L34 188L33 185L31 186V184H30V187H29L28 184H27L28 186H27L26 184H25V185L23 184V188H22V186L20 187V185L17 187V184L15 185V184L12 183V182H11ZM248 184H249V183H248ZM35 185H36V184H35ZM35 185H34V186H35ZM198 185H199V184H198ZM237 185H238V184H237ZM24 186H26V191L23 190V189L25 188ZM215 186H216V185H215ZM226 186H227V185H226ZM233 186H234V185H233ZM243 186H244V185H243ZM248 186H249V185H248ZM19 187H20V188H19ZM28 187H29V189H28ZM38 187H39V186L37 185V189H38ZM190 187H191V186H190ZM208 187H209V186H208ZM228 187H229V186H228ZM235 187H236V186H235ZM238 187H239V186H238ZM21 188H22V189H21ZM44 188H45V187H44ZM47 188H49V187H47ZM233 188H234V187H233ZM233 188H232V189H233ZM34 189H36V188H34ZM45 189H46V188H45ZM191 189H192V188H191ZM191 189H190V190H191ZM222 189H223V187H222ZM241 189H242V187H241ZM249 189H250V188H249ZM21 190H23V191H21ZM238 190H239V189H238ZM1 191H2V192H1ZM6 191H7V190H6ZM6 191H5V190H0V192H1V193H0V196H2V197L4 196V199H7V200H8L9 198H7V197L5 198V194L1 195L2 193H6ZM30 191H32V190H30ZM37 191H39V190H37ZM37 191H36V192H37ZM40 191H42V190H40ZM46 191H47V189H46L44 192H42V194L45 193ZM219 191H220V190H219ZM248 191H250V190H248ZM225 192H226V191H225ZM228 192H229V190H228ZM251 192H252V191H251ZM27 193H29V194H30V193H33V195H35V194H34V193H35L34 191H33V192H27ZM218 193H219V192H218ZM248 193H249V192H248ZM29 194L27 195V194L25 193L26 196H23L22 194H21V195H22L23 197H26V198H27V196H29ZM219 194H220V193H219ZM230 194H231V193H230ZM235 194H236V193H235ZM240 194H241V192H240ZM21 195H20V196H21ZM197 195H198V194H197ZM242 195H243V193H242ZM252 195H253V194H252ZM262 195H263V194H262ZM10 196H13V195H10ZM16 196H17V195H16ZM20 196H18V197H20ZM22 196H21V197H22ZM231 196H232V195H231ZM238 196H239V195H238ZM263 196H264V195H263ZM23 197H22V198H23ZM43 197L45 198L46 196H43ZM43 197H42V198H43ZM199 197H200V196H199ZM241 197H242V196H241ZM29 198H30V197H29ZM35 198H36V199H34V200H39V199H37L38 197H35ZM39 198H40V197H39ZM46 198H47V197H46ZM46 198H45V201H47ZM220 198H221V197H220ZM239 198H240V197H239ZM261 198H262V197L260 196V199H261ZM31 199H32V198H31ZM227 199H228V197H227ZM240 199H242V198H240ZM253 199H254V198H253ZM0 200H1V198H0ZM2 200H3V199H2ZM228 200H229V199H228ZM244 200H245V199H244ZM29 201H30V200H29ZM29 201H28V202H29ZM31 201H33V200H31ZM45 201H43V202H45ZM208 201H209V200H208ZM250 201H251V200H250ZM259 201H260V200H259ZM3 202H4V200H3ZM8 202H9V204L11 203L10 200L6 201L7 204H8ZM34 202H35V204H36V203H39V202H36V201H34ZM47 202H48V201H47ZM4 203H5V202H4ZM32 203H33V202H32ZM230 203H231V202H230ZM46 204H47V203H45V204H43V205L47 206ZM256 204H257V203H256ZM226 205H227V204H226ZM228 205H229V204H228ZM251 205H252V204H251ZM37 206H38V208L40 207V205H37ZM230 206H231V205H230ZM244 206H245V205H244ZM31 207H32V206H31ZM34 207H36V206H34ZM225 207H226V206H225ZM252 207L254 208L255 206H252ZM43 208H44V207H43ZM45 208L47 209V207H45ZM232 208H234V210H235V207H232ZM256 208H257V207H256ZM41 209H42V208H41ZM241 209H242V208H241ZM243 209H244V208H243ZM243 209H242V211H243ZM259 210H260V209H259ZM261 210H262V207H261ZM230 212H231V211H230ZM257 212H258V211H257ZM235 213H236V212H235ZM241 213H242V212H241ZM45 214H46V213H45ZM231 214H232V212H231ZM233 214H234V213H233ZM236 214H237V213H236ZM243 214H244V213H243ZM245 214H246V213H245ZM257 214L259 215V213H257ZM262 214L264 215V213H262ZM43 215H44V214H43ZM237 215H239V214H237ZM240 215H242V214H240ZM260 215H261V214H260ZM45 216H46V215H45ZM230 216H231V215H230ZM234 216H235V215H234ZM244 216H245V215H244ZM246 216H247V218H248V215H246ZM258 217H259V216H258ZM261 217H262V216H261ZM4 218H5V217H4ZM44 218H45V217H44ZM250 218H252V216H251ZM255 218H256V217H255ZM199 219H200V218H199ZM256 219H257V218H256ZM2 220H3V216H2ZM233 220H234V219H233ZM250 220H251V219H250ZM259 220H260V218H259ZM259 220H258V221H259ZM0 221H1V220H0ZM253 221H254V220H253ZM256 221H257V220H256ZM3 222H5V221H3ZM250 222H251V221H250ZM43 223H44V222H43ZM252 223H254V222H252ZM252 223H251V224H252ZM259 223H260V221H259ZM36 224H37V223H36ZM247 224H248V223H247ZM255 224H256V223H255ZM9 225H10V224H8V226L5 225L3 228H7V229H8ZM34 225H35V224H34ZM38 225H39V224H38ZM41 225L43 226L42 223H41ZM41 225H40V226H41ZM141 225H142L143 227L145 226V224H144V225L141 224ZM148 225H149V224H147V226H148ZM151 225H152V229H153V228H154V229L156 228L155 230L153 229V230L157 233L156 235H155V233H153L154 231L152 232V229H151V227H150ZM151 225L149 226V229H151V232H152V234H153L152 236H154V235L157 236V235H158V232H159L160 230H161L162 232L160 231V232H159V233H160L159 235H162V233H163V229H161L159 226H157L158 224H157V225H155V224H151ZM153 225H154L155 227H154ZM256 225H257V224H256ZM40 226H39V227H40ZM105 226H106V225H105ZM147 226H146V228H148ZM193 226H194V225H193ZM262 226H263V225H262ZM262 226H261V227H262ZM139 227H140V226H139ZM143 227H142V229H143ZM187 227H189V226H187ZM191 227H192V226H191ZM201 227H202V225H201ZM247 227H248V226H247ZM3 228L0 227V229H3ZM54 228H55V227H54ZM105 228H106V227H105ZM146 228H144V231H143V232H146V230H148V229H146ZM55 229H56V228H55ZM55 229H53V230H54L53 233H56V232H55V231H56ZM107 229H108V228H107ZM142 229H141V230H142ZM159 229H160V230H159ZM188 229H189V228H188ZM192 229H193V228H192ZM194 229H195V228H194ZM202 229H203V228H202ZM5 230H6V229H5ZM51 230H52V228H51ZM62 230H64V229H62ZM96 230H99V231H100V229H96ZM104 230H106V229H104ZM157 230H158V231H157ZM190 230H191V228L189 229V231H190ZM197 230H198V229H197ZM47 231H48V230H47ZM59 231H60V230H59ZM75 231L78 232L77 230H75ZM75 231H74V232H75ZM99 231H98V232H99ZM106 231H107V230H106ZM119 231H121V230L119 229ZM123 231H124V230H123ZM200 231H201V230H200ZM48 232H49V231H48ZM61 232H63V231H60V234H61ZM148 232H149V231H148ZM191 232H192V231H191ZM198 232H199V231H198ZM201 232H202V231H201ZM63 233H64V232H63ZM70 233H71V232H70ZM106 233H111V232L108 231V232H106ZM106 233L104 232V234H106ZM112 233H113V232H112ZM112 233H111V234H112ZM124 233H125V232H124ZM68 234H69V233H67L66 236L69 237L70 234H69V235H68ZM99 234H100V232H99ZM145 234H147V233H145ZM164 234H165V233H164ZM191 234H192V233H191ZM204 234H205V232H204ZM63 235H64V234H63ZM73 235H79V234L77 233V234H73ZM112 235H113V234H112ZM118 235H120V234L118 233ZM143 235H144V233H143ZM143 235H142V237H143ZM71 236H72V233H71ZM81 236H82V235H81ZM86 236H87V235H86ZM120 236H122V235H120ZM148 236L151 237V233H148ZM148 236L146 235V237H148ZM207 236L209 237V235H207ZM146 237H145V238H146ZM166 237H167V236H166ZM78 238H79L78 240L81 239L80 236H79ZM119 238H120V237H119ZM121 238H122V237H121ZM153 238H154V237H152L151 239H153ZM10 239H11V238H10ZM23 239H24V238H23ZM147 239H148V238H147ZM154 239H156V238H154ZM8 240H9V239H8ZM20 240H21V244H22L23 240H22V239H20ZM24 240H25V239H24ZM67 240H68V239H67ZM78 240H76V241H78ZM83 240H84V237H82V241H83ZM120 240H121V239H120ZM120 240H119V241H120ZM143 240H144V239H143ZM149 240H150V238H149ZM5 241H6V239L4 240V243H6V242H8V244L10 243L9 241H6V242H5ZM144 241H146V239H145ZM152 241H153V240L148 241V243H150V242H152ZM18 242H19V241H17V243H18ZM80 242H81V241H80ZM203 242L205 243L206 241H203ZM207 242H208V241H207ZM207 242L205 243V246L208 245ZM2 243H3V242H2ZM2 243L0 242V244H2ZM4 243H3L2 245H0V246H1V247H4V246H3ZM15 243H16V242H15ZM17 243H16V244H17ZM19 243H20V242H19ZM19 243H18V244H19ZM25 243H26V245H27V242H25ZM145 243H147V242H145ZM153 243H154V241H153ZM184 243H185V242H184ZM186 243H187V242H186ZM194 243H195V242H194ZM12 244H14V243L12 242ZM70 244H72V243H70ZM190 244H191V243H190ZM19 245H20V244H19ZM24 245H25V244H23V247H26V246H24ZM28 245H29V244H28ZM74 245H76V242H75L74 244H72V246H74ZM187 245H188V244H187ZM8 246H10V245H8ZM17 246H18V245H17ZM20 246H21V245H20ZM30 246H31V245H30ZM109 246H110V245H109ZM117 246H118V244H117ZM117 246H116V247H117ZM188 246H189V245H188ZM197 246H198V245H197ZM199 246H200V245H199ZM12 247H13V246H12ZM12 247L10 246V248H12ZM21 247H22V246H21ZM27 247H28V246H27ZM184 247H185V246H184ZM206 247H207V246H206ZM108 248H109V247H108ZM110 248H111V246H110ZM163 248H166V247L163 246ZM163 248H162V251L164 250ZM192 248H193V247H192ZM194 248H195V247H194ZM201 248H202V247H201ZM0 249H1V253L3 252V250H5L4 248H3V250H2V248H0ZM12 249L15 250V248H12ZM32 249H33V248H32ZM32 249H29V250H32ZM35 249H38V248H35ZM72 249H73V248H72ZM111 249H112V248H111ZM167 249H168V248H167ZM167 249H166V251H167ZM185 249H186V248H185ZM195 249L197 250V248H195ZM204 249H206V248H204ZM204 249H203V250H204ZM7 250H9V249H7ZM14 250H13V251H12V250H11V251L9 250V252H13V254H14ZM25 250H26V248H25ZM38 250H40V249H38ZM171 250H172V249H171ZM171 250H170V248H169V252L172 253ZM188 250H190V249H188ZM188 250H187V252H188ZM191 250H192V249H191ZM191 250H190V252H188L189 254H190V253L192 254V251H191ZM5 251H6V250H5ZM32 251H34V250H32ZM32 251H27V253L30 254ZM93 251H94V250H93ZM108 251L110 252L111 250H108ZM164 251H165V250H164ZM184 251H185V250H184ZM184 251H183V252H184ZM24 252H25V251H24ZM35 252H37V251H35ZM106 252H107V251H106ZM167 252H168V251H167ZM167 252H166V253H167ZM196 252H197V251H196ZM3 253H4V252H3ZM3 253H2V254H3ZM6 253L8 254L7 251H6ZM15 253H16V251H15ZM17 253H21V254H22V251L17 252ZM90 253H91V252H90ZM107 253H108V252H107ZM111 253H112V252H111ZM113 253L115 254V252H113ZM166 253H165V254H166ZM185 253H186V252H184V254H185ZM188 253H187V254H188ZM7 254H6V255H7ZM11 254H12V253H11ZM21 254H20V256H21ZM23 254H24V253H23ZM25 254H26V253H25ZM29 254H26L27 256L22 255V256H23L22 258L26 259V257H28ZM32 254H34V253H32ZM72 254L75 255V252L72 251ZM85 254H86V253H85ZM114 254H113V255H114ZM160 254H163V252L160 253ZM189 254H188V255H189ZM6 255H5V256H6ZM16 255H17V254H16ZM35 255H37V254H35ZM35 255H33V256L35 257L34 259H36V256H35ZM44 255H45V254H44ZM90 255H91V254H90ZM108 255H112V254L109 253ZM108 255H107V256H108ZM113 255H112V257H114ZM155 255H158V254L153 253V256H155ZM168 255H169V254H168ZM188 255L186 256V258L189 259V260H191V259H190V258H191V255H190L189 258H188ZM192 255H193V254H192ZM0 256H1L0 259L2 260V257H4V255L2 256V255L0 254ZM18 256H19V255H17V257H18ZM24 256H25V257H24ZM33 256H29V258L32 257V259H33ZM55 256H56V255H55ZM55 256H54V257H55ZM83 256H84V254H83ZM83 256H82V259H81L80 263H84V261H85V264H90L91 261L89 262V260H91L90 258H91L92 256H91V257H88V256H89L88 254L86 255V257L84 256L85 258H84ZM117 256H118V255H117ZM127 256H128V255H127ZM127 256H126V257H127ZM129 256H130V255H129ZM163 256H165V255L163 254ZM166 256H167V255H166ZM166 256H165V257H166ZM170 256H171V257H170ZM173 256H174V255H173ZM7 257H8V255L6 256L5 260H3V261H7V260L9 259V258L7 259ZM9 257H10V254H9ZM11 257H12V255H11ZM108 257H110V256H108ZM108 257H107V259H108ZM112 257H110V258H112ZM115 257H116V256H115ZM165 257H164V258H165ZM168 257H170L169 260H171V258H172L173 264H176V263H174L175 260H176V258H175L176 256L174 257L175 260H173L174 258L172 257V255H169ZM168 257H167V259H168ZM15 258H16V257H15ZM22 258H21V260H22ZM44 258L46 259V255L44 256ZM56 258H58V257H56ZM56 258H53V260L56 259ZM72 258H74V262H75V258H77V257H72ZM160 258H163V257L160 256ZM164 258H163V260H164ZM3 259H4V258H3ZM10 259H11V258H10ZM27 259H28V258H27ZM27 259H26L25 261H27ZM32 259H30V260H32ZM37 259H38V258H37ZM37 259H36V262L34 261V262H30V263H33V264H35V263H36V264H41L43 261H44V263H42V264H45V263H47V262L50 263V262L48 261V259H47V260L42 259V260H43V261L41 260L42 262H41L40 260L37 261ZM79 259H80V257H79ZM115 259H117V258H115ZM123 259H125V257H124V258L121 257V259L119 258L118 261H119V260H122V262H123ZM152 259H153V258H152ZM165 259H166V258H165ZM184 259H185V258H184ZM1 260H0V262H1ZM30 260H29V261H30ZM56 260H57V259H56ZM56 260H55V261H56ZM108 260H109V259H108ZM112 260H113V259H112ZM112 260H111V261H112ZM142 260H143V258L141 259L140 264L142 263ZM163 260H162V261H163ZM22 261H24V260H22ZM46 261H47V262H46ZM55 261H54V262H55ZM106 261H107V260H106ZM115 261H116V260H115ZM162 261H160V262H162ZM167 261H168V260H167ZM172 261H171V262H172ZM184 261H185V260H184ZM9 262H10V261H8L7 263L9 264ZM11 262H13V261H11ZM39 262H40V263H39ZM72 262H73V261H72ZM109 262H110V260H109ZM112 262H113V261H112ZM112 262H111V263H112ZM116 262H117V261H116ZM119 262H121V261H119ZM122 262H121V263H122ZM137 262L139 263V261H137ZM163 262H166V261H163ZM176 262H177V261H176ZM185 262H187V261H185ZM2 263H4V262H2ZM21 263H22V262H21ZM23 263H24V262H23ZM48 263H47V264H48ZM113 263H115V262H113ZM113 263H112V264H113ZM121 263H120V264H121ZM129 263H130V262H129ZM181 263L183 264V261H182ZM0 264H1V263H0ZM4 264H6V262H5ZM27 264H28V262H27ZM118 264H119V263H118ZM123 264H124V262H123ZM142 264H144V263H142ZM177 264H178V262H177ZM179 264H180V263H179Z\"/></svg>",
  "mask_w": 264,
  "mask_h": 264
}]
</instances>
